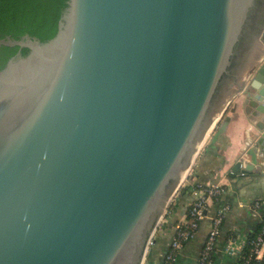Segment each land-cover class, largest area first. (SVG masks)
Returning a JSON list of instances; mask_svg holds the SVG:
<instances>
[{
    "label": "water",
    "instance_id": "1",
    "mask_svg": "<svg viewBox=\"0 0 264 264\" xmlns=\"http://www.w3.org/2000/svg\"><path fill=\"white\" fill-rule=\"evenodd\" d=\"M254 3L67 0L53 37L0 39L28 49L0 69V264H142ZM259 61L235 82L255 132L231 177L264 176Z\"/></svg>",
    "mask_w": 264,
    "mask_h": 264
},
{
    "label": "crops",
    "instance_id": "2",
    "mask_svg": "<svg viewBox=\"0 0 264 264\" xmlns=\"http://www.w3.org/2000/svg\"><path fill=\"white\" fill-rule=\"evenodd\" d=\"M262 54H264V47L248 55L235 68L234 74H230L231 79L225 83L227 89L219 101L221 102L224 98L225 100L215 112L201 148L185 173V175L188 174L184 184L182 183L177 193L171 194L168 205L155 228L153 243L146 249L142 264H162L176 224L185 216L190 204L199 195V187L196 186H206L215 182H221L225 191L220 200L208 204L206 216L201 220L198 229L177 251L176 264H197L203 242L211 227V218L222 207H225L226 211L216 239L212 264L239 263L264 212L263 209H254L251 206L253 200L264 199V176L235 175L231 177L229 175L233 162L242 154L245 142L255 132L254 126L245 114L244 109L248 106L243 104L245 97L237 92L235 82L239 84L241 80H245L247 71L260 62L259 56ZM226 101L229 103L225 104ZM224 107L223 113L226 112L230 120L225 131L212 145H208L215 132L214 126L223 115ZM185 185H187L186 189H184ZM228 246H231L230 251L227 250Z\"/></svg>",
    "mask_w": 264,
    "mask_h": 264
},
{
    "label": "built area",
    "instance_id": "3",
    "mask_svg": "<svg viewBox=\"0 0 264 264\" xmlns=\"http://www.w3.org/2000/svg\"><path fill=\"white\" fill-rule=\"evenodd\" d=\"M226 106L227 105H225V107ZM225 107L222 110V114ZM181 183L182 182H180L173 190L172 195L177 193ZM196 187H199V195L190 204L185 216L176 224L175 232L171 237L167 251L164 254L162 264H176L177 251L194 235L195 231L198 229L201 220L206 216L208 204L220 200L225 191L224 185L221 182H215L206 186L198 185ZM251 206L254 209H263L264 211V199L253 200L251 202ZM225 211L226 208L222 207L211 218V227L203 242L197 264L213 263L215 243L224 220ZM154 231L148 239L146 249H148L153 243ZM250 245L252 248V254L242 259L239 264H264V212L261 217L259 230L250 240ZM227 250L230 251L231 246H228Z\"/></svg>",
    "mask_w": 264,
    "mask_h": 264
},
{
    "label": "trees",
    "instance_id": "4",
    "mask_svg": "<svg viewBox=\"0 0 264 264\" xmlns=\"http://www.w3.org/2000/svg\"><path fill=\"white\" fill-rule=\"evenodd\" d=\"M66 6L67 0H0V39L7 37L21 39L27 34L40 41H45L55 35L58 20ZM17 49L19 47L16 45H0V57L2 58L0 69L7 59L16 53ZM19 50L22 55L28 52L26 47ZM259 227L260 224L250 240L256 235ZM250 240L239 262L252 254Z\"/></svg>",
    "mask_w": 264,
    "mask_h": 264
},
{
    "label": "flooded vegetation",
    "instance_id": "5",
    "mask_svg": "<svg viewBox=\"0 0 264 264\" xmlns=\"http://www.w3.org/2000/svg\"><path fill=\"white\" fill-rule=\"evenodd\" d=\"M254 2V7H252L250 11L249 17L246 21V26H244L235 47L233 56L235 63H233L232 66L233 70L230 71V74L232 73V75L234 74L235 68L242 60H244L248 55H252L256 51L260 50V48L264 47V42L260 40L262 30L264 28V0H254ZM262 38L264 39V36H262ZM19 49L21 48L19 47ZM19 49H17L16 53H20ZM0 64H2L1 57Z\"/></svg>",
    "mask_w": 264,
    "mask_h": 264
},
{
    "label": "rangeland",
    "instance_id": "6",
    "mask_svg": "<svg viewBox=\"0 0 264 264\" xmlns=\"http://www.w3.org/2000/svg\"><path fill=\"white\" fill-rule=\"evenodd\" d=\"M226 103H229V101H226L225 104H226ZM225 115H226V114L223 113V115H222L220 121H218V123L214 126V129H213V130H215V129L218 128V126L220 125V123H221L222 119L225 117ZM187 174H188V173H187ZM187 174H186L185 177L180 181V182H182L183 184H184V181L186 180V176H187ZM182 183H181V185H179V188L182 186ZM176 187H177V186H176ZM176 187H175V188H176ZM175 188H174V189H175ZM178 191H179V190H178ZM178 191H177V192H178Z\"/></svg>",
    "mask_w": 264,
    "mask_h": 264
},
{
    "label": "bare ground",
    "instance_id": "7",
    "mask_svg": "<svg viewBox=\"0 0 264 264\" xmlns=\"http://www.w3.org/2000/svg\"><path fill=\"white\" fill-rule=\"evenodd\" d=\"M206 136V135H205Z\"/></svg>",
    "mask_w": 264,
    "mask_h": 264
}]
</instances>
